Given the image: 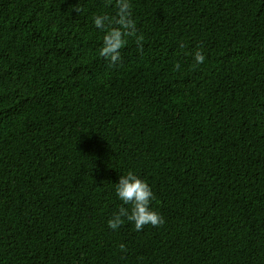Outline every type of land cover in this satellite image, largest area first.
I'll return each mask as SVG.
<instances>
[{
	"label": "trees",
	"instance_id": "obj_1",
	"mask_svg": "<svg viewBox=\"0 0 264 264\" xmlns=\"http://www.w3.org/2000/svg\"><path fill=\"white\" fill-rule=\"evenodd\" d=\"M129 3L0 0V264H264V0Z\"/></svg>",
	"mask_w": 264,
	"mask_h": 264
},
{
	"label": "clouds",
	"instance_id": "obj_2",
	"mask_svg": "<svg viewBox=\"0 0 264 264\" xmlns=\"http://www.w3.org/2000/svg\"><path fill=\"white\" fill-rule=\"evenodd\" d=\"M119 19L117 23L120 29H115L104 36L101 54L105 57H110L113 62L119 58V51L123 43V37L127 34L133 22L130 18V3L129 0H119L118 4ZM106 17L97 16L95 24L98 28L103 27V21ZM203 55L197 54V63L203 62ZM116 196L125 205H131V210L120 207L111 219L108 225L111 229H118L126 218L128 221L134 223L135 230L141 231L147 224L158 226L164 223L163 217L154 211L151 207V201L154 198L153 191L149 184L143 179L139 178L132 171L127 175L119 176L115 188Z\"/></svg>",
	"mask_w": 264,
	"mask_h": 264
}]
</instances>
